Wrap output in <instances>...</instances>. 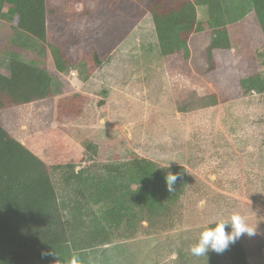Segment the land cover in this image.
Listing matches in <instances>:
<instances>
[{"label": "rangeland", "instance_id": "rangeland-1", "mask_svg": "<svg viewBox=\"0 0 264 264\" xmlns=\"http://www.w3.org/2000/svg\"><path fill=\"white\" fill-rule=\"evenodd\" d=\"M222 3L238 77L264 76V34L250 0ZM196 9L205 20L206 6ZM46 10L45 41L18 29L5 12L0 17V73L9 74V52L17 47L21 61L51 77L52 97L2 110L0 118L50 167L59 195L62 168L131 155L160 167L182 165L187 176L171 215L143 220L135 236L90 249L52 246L55 261L226 264L222 253L197 257L190 248L213 221L240 213L256 228L239 238L247 264H264V93L204 103L212 92L202 78L211 33L190 36L189 75L169 74L142 0H46ZM50 44L64 46L74 67L57 71ZM93 45L104 61L98 67ZM180 104L188 111H178Z\"/></svg>", "mask_w": 264, "mask_h": 264}, {"label": "trees", "instance_id": "trees-1", "mask_svg": "<svg viewBox=\"0 0 264 264\" xmlns=\"http://www.w3.org/2000/svg\"><path fill=\"white\" fill-rule=\"evenodd\" d=\"M142 2L151 15L162 60L172 68L168 67L169 74L189 75L190 36L211 33L202 78L211 84L212 92L202 97L204 103L216 105L252 91L264 93V76L238 77L222 0ZM250 2L264 34V0ZM197 5L206 6L205 20H198ZM4 12L15 19L18 29L46 40V0H0V17ZM49 46L57 71L74 67L75 60L64 46ZM16 49L9 52V74L0 73V111L52 97L51 77L21 61ZM89 52L95 67L104 62L96 45ZM177 108L188 111L181 104ZM169 172L181 177L171 192L165 183ZM60 173L61 196L50 167L0 118V264H56L52 246L67 244L73 251H82L116 238H131L141 221L171 215L187 183L184 166L160 167L137 155L78 170L69 165ZM45 252L50 254L42 255ZM222 254L226 264L248 263L240 239Z\"/></svg>", "mask_w": 264, "mask_h": 264}, {"label": "clouds", "instance_id": "clouds-1", "mask_svg": "<svg viewBox=\"0 0 264 264\" xmlns=\"http://www.w3.org/2000/svg\"><path fill=\"white\" fill-rule=\"evenodd\" d=\"M178 179H181L179 174L167 173L165 183L169 192L173 191V185ZM214 227H205L200 232L198 239L191 246L190 251L194 256H205L209 251L217 254L226 251L230 245L234 244L242 235L247 234L252 236L256 234V228L251 226L240 213H232L227 219H219L213 221ZM228 228L229 231L225 229ZM43 253L42 255H49ZM56 264H60L57 260ZM72 264H77V258H72Z\"/></svg>", "mask_w": 264, "mask_h": 264}]
</instances>
